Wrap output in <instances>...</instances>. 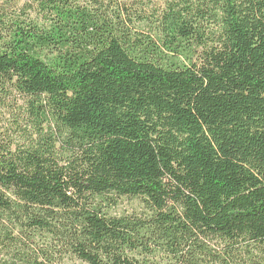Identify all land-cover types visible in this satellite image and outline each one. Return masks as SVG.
Here are the masks:
<instances>
[{"label":"trees","instance_id":"obj_1","mask_svg":"<svg viewBox=\"0 0 264 264\" xmlns=\"http://www.w3.org/2000/svg\"><path fill=\"white\" fill-rule=\"evenodd\" d=\"M0 264H264V0H0Z\"/></svg>","mask_w":264,"mask_h":264},{"label":"rangeland","instance_id":"obj_2","mask_svg":"<svg viewBox=\"0 0 264 264\" xmlns=\"http://www.w3.org/2000/svg\"><path fill=\"white\" fill-rule=\"evenodd\" d=\"M143 210V205L138 200L123 199L115 209L111 210L113 215L122 216L126 214L138 213Z\"/></svg>","mask_w":264,"mask_h":264}]
</instances>
